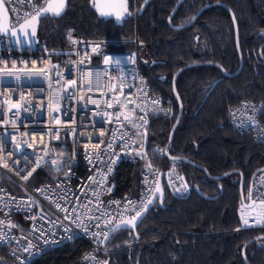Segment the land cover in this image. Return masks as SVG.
<instances>
[{"label": "trees", "instance_id": "trees-1", "mask_svg": "<svg viewBox=\"0 0 264 264\" xmlns=\"http://www.w3.org/2000/svg\"><path fill=\"white\" fill-rule=\"evenodd\" d=\"M128 9H131V0ZM137 7L142 0H135ZM176 0H148L135 17L115 24L111 18L96 15L89 0H66L58 17L42 16L38 21L37 43L49 49L65 46L67 30L83 37L130 38L138 68L149 89L161 97L170 112L151 117L146 131V155L132 164L117 163L114 169L116 191L136 195L142 163L148 161L158 171L168 164L163 150L178 159L183 193L174 194L161 181L162 197L155 198L134 229L121 226L110 231L103 244L109 247L105 264H264V246L255 247L264 228H237L239 179L245 194L252 172L264 169V147L253 141L249 129H237L228 120V110L241 100L260 105L258 119L264 123V0H181L166 21ZM232 12L238 33L241 57L234 43ZM181 115L171 137L168 131L177 112ZM155 145L161 151L151 149ZM62 142L51 144L49 158L28 179L38 183L52 179L62 170ZM203 168L204 170H202ZM208 175H206V173ZM226 174L213 178V176ZM254 175V174H253ZM252 175V176H253ZM252 179V178H251ZM185 184L187 188L185 189ZM264 199V193L262 194ZM249 241V239H251ZM249 241V242H248ZM87 241L75 237L56 244L27 264H79L78 254Z\"/></svg>", "mask_w": 264, "mask_h": 264}, {"label": "built area", "instance_id": "built-area-1", "mask_svg": "<svg viewBox=\"0 0 264 264\" xmlns=\"http://www.w3.org/2000/svg\"><path fill=\"white\" fill-rule=\"evenodd\" d=\"M1 2L13 26L17 17L20 22L35 14L34 7L46 0ZM137 8L131 0L132 17ZM64 40L65 46L49 49L37 41L31 48L15 46L0 37V70L14 73L0 72V264H27L51 246L75 237L88 243L78 254L79 264H101L111 250L100 243L104 233L113 223L134 216L155 187L158 170L149 168L148 161L142 163L136 195L118 193L113 175L117 163L132 164L141 155L150 118L170 112L168 104L150 91L135 49L116 46H134L135 36L83 37L67 30ZM36 69L45 74L28 72ZM259 109L257 102L241 100L228 110V120L237 129L252 130L253 141L264 147ZM117 113L123 115L117 119ZM55 142L64 146L62 170L50 180L28 183L49 158ZM151 149L158 148L153 145ZM177 161L170 157L161 172L167 189L181 194L184 185ZM102 176V184L93 183ZM261 184L262 172L253 178V210L242 204L237 208V228H264ZM128 200L136 202L135 209H125ZM114 201L119 204L110 203ZM29 242L34 247L25 251ZM254 246H264V236L255 239Z\"/></svg>", "mask_w": 264, "mask_h": 264}, {"label": "water", "instance_id": "water-1", "mask_svg": "<svg viewBox=\"0 0 264 264\" xmlns=\"http://www.w3.org/2000/svg\"><path fill=\"white\" fill-rule=\"evenodd\" d=\"M148 0H142L141 3L139 4L138 8H137V11L135 14H138L140 12V10L143 8V6L146 4ZM181 0H176L170 10V12L167 14L166 16V21L168 24H170V16L171 14L174 12V10L176 9V7L178 6L179 2ZM216 3H219V2H216ZM95 4H99L100 5V9H98L97 7H95L94 5ZM126 4V8H127V12L124 13L120 19H117V13H121V12H124V9L123 7H121L120 5H125ZM209 4L211 3H206V4H203L201 5L200 7H198V9L193 13V15L190 17V19H188L186 22L184 23H181V24H178V25H172L170 24L173 28H180V27H184L186 25H188L194 18L195 16L200 12L201 9L205 8L206 6H208ZM219 4L223 5V7L226 9V11L228 12V14L230 15V18H231V23H232V26H233V33H234V43H235V47H236V51L238 53V56H239V63L236 67V69L233 71V72H226L220 65H218L216 62H213V61H202L201 63L205 62V63H210V64H214V65H217L219 67V69L221 70V72L225 75H232L234 73H236L239 68H240V65H241V57L239 55V48H238V33H237V28H236V24H235V20H234V17L232 15V12L230 11V9L222 2H220ZM89 5L91 6V8L95 11L96 15L100 18H103V19H108V18H111L113 20V22L115 24H120L124 19L126 18H129L131 17L133 14L130 12V10L128 9V1L127 0H89ZM42 6H46V2L42 5ZM101 10L105 11V12H108L110 14L108 15H101ZM35 15V14H33ZM49 16L51 17H56V16H53L51 13L48 14ZM32 16V15H31ZM31 16L25 18V19H29ZM44 16V15H42ZM40 16L38 18V21L39 19L42 17ZM24 19L21 20L20 22H18L17 24L11 26L9 25V22H8V13H7V10L4 6V4L1 2L0 0V29H3V28H7L8 31H0V37H6L10 43H12L13 45L15 46H20V47H33L37 41V37L36 35L34 37H24L23 35L20 34V31H19V26L21 23H23ZM37 27H38V23L36 24V32H37ZM16 30L17 32V36H19V41L17 39V36H13L11 33H12V30ZM193 64H196V63H189V64H184V65H181L179 66L172 74V78H171V86H172V90H173V93L177 99V112H176V115H175V118H174V121L168 131V139L171 137V134H172V131L175 127V125L177 124L179 118H180V115H181V103H180V100L177 96V93L175 91V88H174V79H175V76L176 74L182 69V68H185L187 67L188 65H193ZM145 147H146V133L144 135V138H143V142H142V145H141V148L139 149V154L141 153H144L145 152ZM163 153L164 155H166L167 157H173L171 155L168 154L167 150L164 149L163 150ZM173 158H177V157H173ZM178 159H182V160H185L187 161L186 158H182V157H178ZM202 170H204L203 168H201ZM263 168H257L255 169L252 174H251V177H250V180H249V184H248V187H247V191L244 195V193L242 192V189H241V178L239 179V199H240V202L241 204L245 205V206H249L252 202V198L250 197L249 198V192H250V184H251V178H252V175L257 172V171H260L262 170ZM206 173V172H205ZM227 172H224L220 175H216V176H213V178H218L224 174H226ZM206 175H208L206 173ZM163 180L162 178V173L161 171H159L157 173V177H156V183H155V187H154V190L156 189L157 185L159 186L160 188V185H161V181ZM164 181V180H163ZM163 195V193H162ZM162 195L160 193H156L155 196H150L149 199L152 200V202L150 204H147V209L149 208V206L153 203V201L155 200V198H158L160 199L162 197ZM148 199V200H149ZM147 200V201H148ZM147 211V210H146ZM144 211L142 213V215L140 217H138L135 221V225L137 224V222L140 220V218L144 215V213L146 212ZM132 218V217H131ZM131 218H127V219H122L120 221H117L115 223H113L110 228L105 232V233H108L110 232V230L115 227L117 224H120L121 222L123 221H127ZM126 227H130L131 229H134V227H132L131 225H124ZM264 235L260 236V237H263ZM105 239L104 235L102 237V241ZM252 240L249 239V241ZM248 241V242H249ZM103 244V243H102ZM101 264H105V262L103 261Z\"/></svg>", "mask_w": 264, "mask_h": 264}, {"label": "snow or ice", "instance_id": "snow-or-ice-1", "mask_svg": "<svg viewBox=\"0 0 264 264\" xmlns=\"http://www.w3.org/2000/svg\"><path fill=\"white\" fill-rule=\"evenodd\" d=\"M11 2V0H9V3ZM66 6V0H46V6H41L39 8H35L34 7V11H35V15H32L29 19H24L23 23L20 24L19 26V31H20V34L23 35L24 37H34L36 35V24L38 23V18L42 15L46 16L48 15L49 13H51L53 16H60L64 10ZM95 7H97L98 9H100V5L99 4H95L94 5ZM121 7H123L124 9V12H121V13H117V19H120V17L127 12V8H126V4L125 5H120ZM13 11H15V9H13ZM110 13L108 12H105L103 10H101V15H108ZM25 16H28L27 13L24 14ZM17 22H19L20 20V17H17ZM0 31H8L7 28H3V29H0ZM13 36H17V32L16 30H12V33H11ZM69 38L71 39V32H69ZM17 39L19 41V36H17ZM33 64H35V62L33 61L32 62ZM105 63H109V58H105ZM116 63H120L119 60L116 61ZM0 72L3 73V75H7V76H11L13 75L14 73L11 71V70H7V71H4V70H0ZM28 72L31 74V75H44V70L43 69H36L34 72L32 70H28ZM19 78V77H17ZM70 83H75L74 81L73 82H70ZM115 87V86H114ZM129 103H132L131 100H129ZM156 103V102H154ZM13 107H16V108H19L21 107L20 104H15L13 105ZM109 107H111V105H109ZM120 115H123L122 113H117V119H119V116ZM125 119H128L127 116H125ZM146 123V122H145ZM111 148V145L109 144V149ZM154 151H161L160 149H156ZM141 155H146V153H141ZM173 159H176V158H173ZM6 166V165H5ZM149 168H151V164H149ZM35 169H33L34 171ZM110 171V169H109ZM29 176L31 175V172L28 174ZM67 175V173H66ZM25 180L28 179V176H25L23 177ZM91 179V178H90ZM182 179V178H181ZM147 182V181H146ZM93 183H103V176H102V179L97 182L95 180H93ZM187 188V185L185 184V189ZM109 191L111 189H108ZM37 191H40V192H44L45 189H37ZM156 193H160L162 195V189L159 188V186L157 185L155 191H153L151 193L152 196H155ZM252 193L251 191L249 192V198L251 197ZM152 202L151 199H149L147 202H144V201H141V208L140 210L138 211H135V215L132 216L131 219L127 220V221H123L121 222L120 224H117L115 227H113L110 231H116L118 228H120L121 226H124L125 224L126 225H131L132 227L135 226V221L138 217H140L142 215V213L144 211L147 210V204H150ZM110 203H117L119 204L118 201H114V202H110ZM262 204H264V201L261 202ZM58 208L60 207L59 204L56 205ZM135 206H136V202L134 201H130L128 200L126 202V204L124 205L125 209H128L129 207H131L132 209H135ZM63 211H67V209H62ZM42 218V217H41ZM33 219H35L33 217ZM244 225L247 226L248 225V221L247 220H244ZM11 227H15L16 225H10ZM37 231H39L37 229ZM96 235L97 237L100 235V233H96L94 234ZM104 237H105V240L108 238V233H104ZM46 243L48 241H45ZM104 241H100V243H103ZM34 247L30 242H29V248L28 249H25V251H28L30 248ZM88 258V257H86ZM94 259V257L92 258Z\"/></svg>", "mask_w": 264, "mask_h": 264}, {"label": "bare ground", "instance_id": "bare-ground-1", "mask_svg": "<svg viewBox=\"0 0 264 264\" xmlns=\"http://www.w3.org/2000/svg\"><path fill=\"white\" fill-rule=\"evenodd\" d=\"M159 172V171H158ZM157 172V173H158ZM264 173V169H262V170H260V171H257V172H255L254 173V175L252 176V179H251V184H250V191L252 190V186H253V178H254V176L257 174V173ZM162 173V172H161ZM263 187H264V184H263ZM252 193V192H251ZM245 195V194H244ZM251 198H252V195H251ZM258 202L260 201L261 202V200H257ZM239 204H241V202H239ZM243 205V204H242ZM243 206H245V205H243ZM247 208V210H253V208H254V206H253V204H252V202H251V204L249 205V206H246ZM252 228H254V227H252ZM257 239V238H256ZM252 241H254V239L252 240Z\"/></svg>", "mask_w": 264, "mask_h": 264}, {"label": "rangeland", "instance_id": "rangeland-1", "mask_svg": "<svg viewBox=\"0 0 264 264\" xmlns=\"http://www.w3.org/2000/svg\"><path fill=\"white\" fill-rule=\"evenodd\" d=\"M141 168H142V166H141ZM139 175H141V170H140V174ZM139 182H140V178H139ZM260 186L263 187V184H261ZM140 187H141V183H139V189H140Z\"/></svg>", "mask_w": 264, "mask_h": 264}]
</instances>
